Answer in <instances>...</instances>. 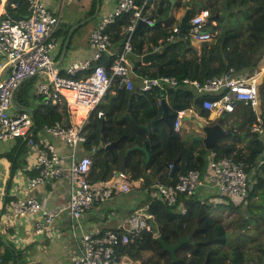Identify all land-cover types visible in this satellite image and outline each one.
Segmentation results:
<instances>
[{"label": "built area", "instance_id": "built-area-1", "mask_svg": "<svg viewBox=\"0 0 264 264\" xmlns=\"http://www.w3.org/2000/svg\"><path fill=\"white\" fill-rule=\"evenodd\" d=\"M2 2L0 0V4ZM146 3L147 0L141 5L137 0H117L116 6L99 19L90 34L89 43L94 54L86 60L72 61L63 71L54 61L60 13L44 0H28L29 14L26 17L18 20L10 16L0 18V142L24 138L29 151L35 155L38 174L29 179L28 189L54 179L68 178L69 181L68 201L63 206L47 208L38 198L26 194L11 199L9 207L15 217H35L37 233L44 232L65 214L70 237L77 244V251L72 254L69 264H143L142 260L123 251L122 247L135 242L146 233H151L154 238L160 235L140 214L127 217L117 228H91L87 225L89 212L93 208L140 186L145 174L142 172L137 179H130L127 172L119 171L107 180L92 181L89 175L93 159L87 153H81L87 140L83 122L103 102L115 78H118L120 88L128 90L136 87L137 79L143 91L155 86L179 84L175 76H140L129 59L133 51L132 38L139 20L152 24L143 13ZM126 12L132 15L130 23L124 27L127 36L109 73L107 67L99 63L100 58L112 46L106 30L119 15ZM189 23L191 27L185 32L181 31L180 24L174 25L167 41L173 42L177 38L188 40L195 47L197 55L201 56L203 43H212L216 39L217 20L206 8L190 17ZM158 49L159 47H155L156 51ZM32 77L37 78L35 92L48 102L57 104L64 100L70 108L71 103L81 107L85 112L83 122L65 126L56 121L37 130L33 111L19 108L15 103L20 87ZM263 80L264 57L248 75L237 74L234 68H230L223 74L204 81L190 78L182 81L194 86L200 95H211L201 100V109L223 114L232 112L239 101L250 104L258 111L261 105L260 84ZM194 109L193 106L175 110L173 131L180 132L183 118ZM97 115L102 117L104 113L99 110ZM44 132L65 142L69 154L62 155L57 146L42 135ZM250 132L264 134L260 118L252 125ZM169 168L172 169L173 164ZM257 170L264 173V152L258 159ZM252 182L253 175L242 163L231 157L216 159L210 155L205 171L191 169L180 174L176 182L156 180L152 187L158 197L174 205L179 204L182 197L192 196L203 187L210 188L211 194L218 193L232 200L243 199ZM179 209L182 213L187 211L182 204H179Z\"/></svg>", "mask_w": 264, "mask_h": 264}, {"label": "trees", "instance_id": "trees-1", "mask_svg": "<svg viewBox=\"0 0 264 264\" xmlns=\"http://www.w3.org/2000/svg\"><path fill=\"white\" fill-rule=\"evenodd\" d=\"M144 1L137 0V3L141 5ZM198 1L203 3V7L199 6ZM94 7L96 8V1H94ZM189 7L192 8L190 17L208 8L217 20V27L222 24L221 20L225 12L226 15L230 13L229 17H226L227 20L231 19V15L238 16V13H242L244 16L242 15L241 18L238 16L241 22L235 27L240 30L239 36L232 38L226 45V34L221 32L214 42L203 43L201 56L197 55L195 47L188 40L177 38L173 42H168L167 37L173 26L181 23L180 18L176 17V12L183 10L184 14ZM5 8L6 13H2L0 18L10 16L18 20L29 14L28 0H6ZM143 13L152 21V24L142 25L135 29L132 38V53L141 56L153 51L155 47H160L162 52L150 63L146 64L138 60L134 64L135 72L138 75L148 74L152 77L175 76L179 84L166 87L155 86L151 90L143 91L137 81L136 87L128 90L120 88L119 80L115 78L110 87L113 93L106 94L110 96L109 102L101 103L84 124L83 130L87 135L84 148L90 152L95 150L92 155L93 163L89 178L92 181L107 180L117 172L125 171L130 179H137L143 172L145 177L142 186L146 188L152 186L156 180L164 183L176 182L180 174L191 169L205 171L212 151L216 159L231 157L242 163L245 169L253 175V179H256V182L249 185L248 193L243 198L246 201L248 199L245 208H241L243 202L235 205L232 199L218 193H209L205 197H200L196 193L180 199L178 203L187 209L185 213H182L179 204H169L156 194H152V188L149 187L148 196L145 195L148 199L145 207L146 213L143 216L169 244L176 243L180 234L184 237L190 236L194 240L205 217L214 215L211 206L213 202H208L209 196L225 197L231 201L228 207L239 210V214L228 224L232 226L233 239L238 241L243 226L250 219H260L264 222V173L257 170L258 159L264 152V134L250 132L252 124L257 121V114L250 104L245 102L246 106L241 103L244 101H239L234 110L227 113L225 119L226 122L233 117L239 118L241 114L243 118H246L245 125L247 122L248 125L243 131L244 135L249 137L246 149L236 143L224 141V136L218 138L213 149L206 148L202 142L191 141L190 138L178 139L173 136L177 133L172 128L173 117L175 110L193 106L202 116L210 114V111L201 109L200 104L203 98L211 95H200L194 86L183 83L184 78L204 81L209 77L221 75L230 68H234L237 74L248 75L264 57V0H176L174 5L171 0H147ZM217 14L219 16H216ZM131 17V13H123L107 27L106 31L112 45L121 43L122 47L127 36L124 27L130 23ZM235 28L230 27L227 30ZM115 58L116 55L105 53L99 63L104 64L110 73V66ZM88 72L89 70L84 74ZM35 78H30L20 87L17 95L19 105L26 109L32 108L38 127L52 125L56 121H60L65 126L72 125L68 103L63 100L53 104L38 95L35 92ZM260 96L263 104L260 117L264 125V80L260 84ZM31 98H41L42 102L33 105ZM163 98H167L171 110L169 121H167L170 124L169 134L157 127L163 112L161 103ZM99 110L103 111L104 116L98 117ZM82 111L81 108L80 113ZM126 112L131 114L132 120L128 117L121 118ZM233 134L235 137L236 132ZM121 136L125 137L113 150L100 147L101 141L108 144ZM142 146H145L150 153V161L147 165L146 153L141 148ZM170 164H177L173 175L171 174L172 169L169 168ZM138 205L130 210V216L139 214ZM226 241L217 240V242L200 246L195 252V260L192 264H205L208 256V264H253L249 263L250 256L244 249L237 246L230 250L225 244ZM156 248L163 250L158 239L154 238L151 233L143 234L135 242L122 247L123 251H127L133 258L140 260L143 259L145 251ZM258 249L260 262H263L264 242L259 245Z\"/></svg>", "mask_w": 264, "mask_h": 264}, {"label": "crops", "instance_id": "crops-1", "mask_svg": "<svg viewBox=\"0 0 264 264\" xmlns=\"http://www.w3.org/2000/svg\"><path fill=\"white\" fill-rule=\"evenodd\" d=\"M44 1L52 7V9L61 14L59 28L56 33L58 45L54 50L55 64L58 65L61 71H63L72 61H82L90 58L94 54V49L89 43L90 34L97 26L99 19L116 6L117 0H101L99 8L97 0H94L96 1V8L94 7V2L92 0L88 6H82L80 15H77L76 18L71 17L69 20H64L63 18L65 10L63 4L65 0ZM5 3L6 2L3 0L0 4V14L6 11ZM178 12V16L176 17L181 20L183 10H178ZM178 24L179 23H176L175 25ZM120 44H113L106 53L117 56V53L121 48ZM158 50H161L160 47ZM153 51L156 50L154 49ZM143 55L139 56L131 53L129 59L132 65L138 60L142 61ZM137 81L139 82L138 79ZM109 92L112 94L113 90ZM17 95L15 101L16 105L19 106V108H25L19 105ZM109 100L110 96L106 95L102 103H108ZM241 103L246 105L245 102ZM28 109L33 111L32 108ZM261 110V105L258 111L254 110L257 114V120L258 118L262 120L260 117ZM71 111L75 117V122H79L82 118H85L84 110L80 113L81 107L76 106L75 103H71ZM169 114L171 115L170 105ZM222 115L223 114H218L217 112H210L209 116H202L198 113L196 114V122L186 126V129L177 132L179 134L176 137L183 140L191 139L192 135H202L206 137L207 134L197 124L198 120H200L205 125L214 126L220 124L223 131L226 132L223 135L225 138L224 141L236 143L238 146L246 149L245 147L249 142V137H246L243 132L248 125V122L247 125H245L246 118H243L241 114L239 118H230L225 122ZM83 119L81 122H83ZM183 119L188 120L189 117L186 116ZM87 120L88 119L83 122V125ZM72 125L77 124L72 123ZM169 126V122L162 119L157 123V127L166 134H169ZM42 129L43 127H38L37 130ZM191 130H193L191 135L187 137V133ZM234 132H236L235 137L233 134ZM42 135L53 142L62 155L69 154V148L65 142L59 138L46 134V132L42 133ZM194 141L202 142L205 147L213 144L212 139H209L207 143L201 140ZM138 145L139 144H137V146ZM213 148L214 146L212 148L208 147V149ZM94 152L95 150L90 152L85 148L81 153H87L92 157ZM213 154L214 152L212 151L210 155L212 156ZM35 158V155L29 151L24 138H12L0 142V264H69L72 254L77 251V244L70 237L67 226L68 220L65 214L42 233H37L35 231V217H15L11 214L9 207L10 200L18 196H25L26 194L38 198L47 208L63 206L68 201V178L54 179L49 183L33 189L27 188L29 179L38 174V169L35 167ZM209 193H211V189L206 187L201 188L198 192L200 197H205L206 194ZM122 195L125 194L114 196L93 208L89 212V221L87 225L91 228H109L102 222V218H104L102 216L105 215L106 217L110 210L115 209H122L121 212H127L140 204L139 200H141L146 194L144 193L141 198L139 197L140 195L137 196L139 197L137 201L132 200L131 198L126 199V196ZM127 217L128 216L125 215H123V217L113 215L110 218V222L113 224L111 228H117ZM99 218L101 219L98 220ZM94 220L96 222H94Z\"/></svg>", "mask_w": 264, "mask_h": 264}, {"label": "rangeland", "instance_id": "rangeland-1", "mask_svg": "<svg viewBox=\"0 0 264 264\" xmlns=\"http://www.w3.org/2000/svg\"><path fill=\"white\" fill-rule=\"evenodd\" d=\"M92 0H65L63 6L65 7L63 18L64 20H69L72 18H76L77 15H80L82 11V6H88ZM94 2V0H93ZM228 12V11H227ZM178 11L176 12V16H178ZM229 12L222 18L221 20V25L217 27L218 34L221 32H225L226 38H225V44L228 45L229 41L232 38H237L239 36L240 30L235 28L238 26V24L241 22L239 17L243 15L242 13H238L236 15H231V19L227 20V16L229 17ZM244 16V15H243ZM233 27L235 28L234 30H227L228 28ZM217 34V35H218ZM258 38V36H256ZM37 78H35L36 80ZM39 99V101H38ZM42 99L41 98H31V102L33 105H37V103H41ZM262 100H261V107H262ZM70 108V107H69ZM70 110V118L71 122L73 124H78L81 122V119L79 122H75L74 116L72 114L71 108ZM199 112L197 110H194L193 112H188L186 115L189 117V119H183V124H182V130L186 129L185 127L190 125L191 123H195L197 120L196 114ZM228 114H224L223 118L226 119ZM185 116V117H186ZM229 117V116H228ZM234 118V117H233ZM85 124V123H84ZM193 130L189 131L187 133V137L191 135V132ZM179 133H175L173 136H177ZM193 137V135H192ZM191 137V139H192ZM208 165V164H207ZM256 182V179L254 180ZM143 184H140V186L133 187V189L129 193H125L127 198H131L132 200H138V198L142 197L143 194H147L148 196V188H152V194H155L153 191L154 188L152 186L144 187L142 186ZM140 195V196H139ZM151 195V194H150ZM139 196V197H137ZM209 201L208 202H213L212 209L214 211L213 216H206L204 221L201 223V228L197 231L194 240L187 241L184 243L180 249L178 250L177 254L180 258H183L188 261V264H192V261L195 260V252L200 246L207 245L210 243L217 242V240H227L225 242L226 246L228 249L232 250L237 246H240L242 249L246 251V253L250 256L248 261L249 263H257V264H264V259L263 262L261 261V258L259 257V245H261L264 242V222L260 219H250L248 222L245 223L243 226L241 232H240V237L239 240H234V236L232 233V226H228L230 220H232L235 216L239 214L238 208H230L228 207V204L231 202L230 199L225 198V197H220V196H209ZM147 197H142L140 201V204L138 205L140 208L139 209V214L145 216V207L147 204ZM242 199L238 200H233L232 203L235 205L240 204L243 202V205L241 208H245L246 204H248V199L241 201ZM132 210V209H131ZM122 209H115V210H110L107 213V216L102 218V222L111 228L113 226L112 222H110V218L113 215H118V216H128L130 217L131 212L128 210L127 212H121ZM221 218V219H220ZM99 218L98 220H100ZM94 222H96L94 220ZM101 222V221H98ZM232 222V221H231ZM68 226V225H67ZM221 233V234H220ZM143 264H171V255L170 253L164 252L161 248H156L154 250H148L147 252L143 253ZM179 264V263H177Z\"/></svg>", "mask_w": 264, "mask_h": 264}, {"label": "water", "instance_id": "water-1", "mask_svg": "<svg viewBox=\"0 0 264 264\" xmlns=\"http://www.w3.org/2000/svg\"><path fill=\"white\" fill-rule=\"evenodd\" d=\"M100 2H101V0H97L98 8L100 6ZM171 2L174 5L176 0H171ZM198 4H199V6L203 7V3L202 2L198 1ZM191 12H192V8L189 7V8L186 9L185 13L182 16L181 25H180L182 32H185L188 28L191 27V24L189 23V18H190ZM216 16H219V14H217ZM142 25H148V22L146 20L140 19L138 24H137V26H136V28H139ZM161 52H162L161 50H157V51H152V52L145 53L142 56V61L144 63H150L153 60H155L156 57L161 54ZM56 66H58V65H56ZM161 103H162V108H163L161 119L164 120V121H169V118H170L169 105H168V102H167L166 98H163L161 100ZM224 114H227V112H223V115ZM125 117H128V118H130V120H132L131 115L129 113H126L123 116H121V118H125ZM104 124L105 123L103 122V127H104ZM197 124H198V126L201 129L204 130V132L207 134V136L204 137L202 135H194L192 137V141L201 140V141H205L207 143L209 139H212V143L213 144L206 146L207 148L208 147L212 148L213 146L215 147V145L217 143L216 141L218 140V138L223 136L226 133V132L223 131V128L221 127L220 124H217V125H214V126H210V125H205L200 120H198ZM146 127H148V126H146ZM124 137L125 136H121L117 140H115L113 142H110L108 144H104V142L101 141L100 142V147H106V148H109V149L113 150V148L117 144H119ZM137 147H139V145ZM141 148L146 153V165H147L149 163V161H150V153L147 151V148L145 146H142ZM145 169H146V167H145ZM176 169H177V164H174L173 168L171 170V174L172 175L174 174ZM157 239H158L160 245L162 246L163 250H165V251L170 253L171 259H172L171 264H177V263L186 264L187 263V261L185 259L180 258L178 256L177 252H178V250L180 249V247L184 243H186L187 241L191 240L190 236L184 237V236H182L180 234L178 241L176 243H174V244H169V243L165 242V240L163 239V237L161 235H159L157 237ZM208 261H209V256L207 257V260H206L205 264H208L209 263Z\"/></svg>", "mask_w": 264, "mask_h": 264}, {"label": "clouds", "instance_id": "clouds-1", "mask_svg": "<svg viewBox=\"0 0 264 264\" xmlns=\"http://www.w3.org/2000/svg\"><path fill=\"white\" fill-rule=\"evenodd\" d=\"M167 100V99H166ZM195 110V109H194Z\"/></svg>", "mask_w": 264, "mask_h": 264}]
</instances>
